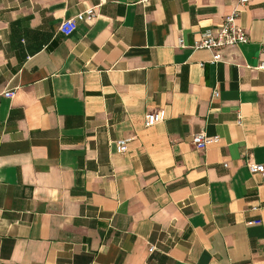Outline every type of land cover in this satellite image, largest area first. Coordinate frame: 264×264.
<instances>
[{"label": "crops", "instance_id": "1", "mask_svg": "<svg viewBox=\"0 0 264 264\" xmlns=\"http://www.w3.org/2000/svg\"><path fill=\"white\" fill-rule=\"evenodd\" d=\"M263 47L264 0H0V264H264Z\"/></svg>", "mask_w": 264, "mask_h": 264}, {"label": "built area", "instance_id": "2", "mask_svg": "<svg viewBox=\"0 0 264 264\" xmlns=\"http://www.w3.org/2000/svg\"><path fill=\"white\" fill-rule=\"evenodd\" d=\"M252 1L253 0H236L237 4L240 7H244ZM240 12L241 11L237 8L232 10V12L224 17L221 26L202 33V35L198 39H196L189 48H191L192 50L206 49L210 51L212 54L210 62L217 63L222 59L219 51L220 49L224 47H236L240 44L247 43L249 41V37L245 29L238 22ZM95 17L96 12L94 8H87L83 11L78 12L71 18L63 20L59 25V31L64 35H69L76 28L79 22H91ZM178 45L180 47H185V44L183 43L181 38H179L178 40ZM258 68L264 70V62L260 63ZM4 95L8 98H12L13 91L7 90L4 92ZM162 119L163 116L160 112L148 111L144 115V125L146 127H149L161 122ZM128 141L129 138H122L116 141L117 148L120 152H125L127 150ZM215 141V137L207 135L204 131H199L191 136V142L196 150H205L209 144ZM246 166L250 173H258L264 176V164L247 160ZM257 209L258 207L256 206L251 207V210ZM260 223V219H252L247 222L248 225ZM149 249L150 251H153L154 246L151 245Z\"/></svg>", "mask_w": 264, "mask_h": 264}]
</instances>
